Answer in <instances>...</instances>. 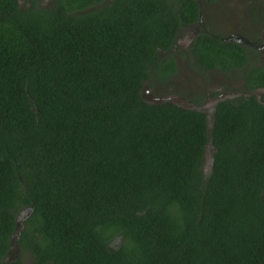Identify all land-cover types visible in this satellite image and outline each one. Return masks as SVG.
<instances>
[{"label":"trees","instance_id":"obj_1","mask_svg":"<svg viewBox=\"0 0 264 264\" xmlns=\"http://www.w3.org/2000/svg\"><path fill=\"white\" fill-rule=\"evenodd\" d=\"M25 2L0 0V257L16 233L33 262L0 264H264V103L141 94L197 1ZM193 42L208 67L245 57Z\"/></svg>","mask_w":264,"mask_h":264},{"label":"flooded vegetation","instance_id":"obj_2","mask_svg":"<svg viewBox=\"0 0 264 264\" xmlns=\"http://www.w3.org/2000/svg\"><path fill=\"white\" fill-rule=\"evenodd\" d=\"M196 1L199 7L198 19L190 23L182 24L177 31L175 42L169 50L173 51L177 46L178 35L181 29L188 27L189 30H192V33L187 31V34L190 35H188L187 40L183 43L180 51H178L180 58H184V60L182 59L183 63L181 64L185 65L186 69H188L187 72H193L197 76H203L206 80L211 78L216 84V87L212 89H210L209 84H207L208 87L206 88L204 86L200 88H187V91L193 96L191 97L192 103L196 104L194 106L198 107V105H202L210 100V106L208 109L204 110L200 107L198 108L204 110L209 117L212 115L215 104L222 99H234L242 95H253L258 101L264 103V0H244V3L240 2L242 6H239V17L230 18L228 20L230 31L232 30L231 26L235 27L236 24L235 31L230 33L207 30V28L201 24V2L200 0ZM19 2L21 4L24 3L27 6L29 5L25 0H19ZM40 3L46 4L43 0H40ZM201 32L216 36L225 42L232 41L238 43L245 53L244 60L240 61V63L235 66H228L227 69L222 66L208 67L199 63L194 55L193 41ZM162 53L166 54V51H163ZM171 55L174 58L176 69L170 74L169 78L164 80L160 78L157 79L159 83L170 82L171 77L178 73V59L174 57L173 53H171ZM232 88L235 90H232ZM161 100L165 99L163 98ZM24 216L25 213L17 216L16 230L19 225H22ZM16 240V233L11 234L7 250L0 259L5 261L20 259L24 263L33 262L32 254L28 251H21Z\"/></svg>","mask_w":264,"mask_h":264},{"label":"rangeland","instance_id":"obj_3","mask_svg":"<svg viewBox=\"0 0 264 264\" xmlns=\"http://www.w3.org/2000/svg\"><path fill=\"white\" fill-rule=\"evenodd\" d=\"M43 1L47 3L50 0H43ZM200 2L202 6L201 24L204 25V27L207 28V30L218 31L222 33L223 32L230 33L235 31L236 24L235 27L231 26L232 30L230 31L228 20L230 18L239 17L238 16L240 14L239 6L241 5L240 2L244 3V0H200ZM187 31L189 33L190 32L192 33V30H189L188 27L180 30V33L178 35V44L173 51L172 50L170 51V53H173L174 57L178 59L177 61L179 67L178 73L175 76H172L171 81L168 83L165 82L159 83L158 80L155 79H151L145 82L142 88V95L147 101H160L161 99L164 98L184 106L196 105L192 103L191 97L193 96L191 95V93L187 91V88L189 89L191 87L200 88L203 86L206 88L208 87L207 84H209L210 89L216 87L215 81L213 82L211 78L206 80L203 76H197L193 72H187L188 69H186L184 64H181L183 63L182 59L184 60V58L182 57L180 58V56L178 55L179 53L178 51H180V49L183 46V43H185V41L188 38V35H190L187 34ZM232 90L235 89L232 88ZM209 101H207L202 105H198V107L204 110L208 109L210 106ZM208 154L209 151H207L206 160L204 164L205 170L208 169V163H209Z\"/></svg>","mask_w":264,"mask_h":264},{"label":"water","instance_id":"obj_4","mask_svg":"<svg viewBox=\"0 0 264 264\" xmlns=\"http://www.w3.org/2000/svg\"><path fill=\"white\" fill-rule=\"evenodd\" d=\"M142 94V93H141ZM143 96V95H142ZM188 107H196V106H194V105H191V106H188ZM196 108H199V107H196Z\"/></svg>","mask_w":264,"mask_h":264}]
</instances>
